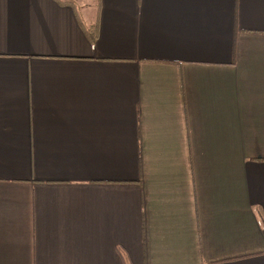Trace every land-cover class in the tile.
Returning a JSON list of instances; mask_svg holds the SVG:
<instances>
[{"label": "crops", "instance_id": "1", "mask_svg": "<svg viewBox=\"0 0 264 264\" xmlns=\"http://www.w3.org/2000/svg\"><path fill=\"white\" fill-rule=\"evenodd\" d=\"M63 1L0 0V264H264V0Z\"/></svg>", "mask_w": 264, "mask_h": 264}, {"label": "rangeland", "instance_id": "2", "mask_svg": "<svg viewBox=\"0 0 264 264\" xmlns=\"http://www.w3.org/2000/svg\"><path fill=\"white\" fill-rule=\"evenodd\" d=\"M92 1H95L96 2L97 0H92Z\"/></svg>", "mask_w": 264, "mask_h": 264}, {"label": "trees", "instance_id": "3", "mask_svg": "<svg viewBox=\"0 0 264 264\" xmlns=\"http://www.w3.org/2000/svg\"><path fill=\"white\" fill-rule=\"evenodd\" d=\"M61 1H63V0H61ZM64 2V1H63ZM128 264H129V262H128Z\"/></svg>", "mask_w": 264, "mask_h": 264}]
</instances>
